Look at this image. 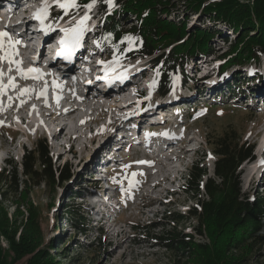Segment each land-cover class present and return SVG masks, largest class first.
Instances as JSON below:
<instances>
[{
    "label": "rangeland",
    "instance_id": "obj_1",
    "mask_svg": "<svg viewBox=\"0 0 264 264\" xmlns=\"http://www.w3.org/2000/svg\"><path fill=\"white\" fill-rule=\"evenodd\" d=\"M104 2L106 0H96L95 5L90 10L87 8L83 15H80L81 19L85 15L90 17L85 21L84 25L93 19L91 17L93 15L92 12H95L97 8H100L102 19L105 23L110 17L119 20L124 8L119 7V9L109 10L110 6ZM88 3H91V0L83 4L86 5ZM173 3L177 5L178 10L173 12L171 16H167V18L173 19L177 24H180L178 20L184 21L188 30L196 29L198 26H216V33H222L221 27H224L223 34L217 35L214 40L211 39L212 55L205 56L203 59L204 63L194 62L191 65L187 64V69L193 73L200 66L203 67L204 71H200L198 77L202 76L204 78L205 76L208 79L202 85L188 82L181 86H179V82L184 83L182 77L177 76L174 80V89L184 94H191L194 92L193 90L200 88H205L209 91L211 84L219 85L220 79H225V76H222V71L225 73L223 67L234 54L230 50L231 42L236 39L237 35L236 32H233V27H237L235 26L236 22L230 24L219 19L212 20L205 15L207 10L205 11L204 7L197 11H190L191 8L186 5L184 0H178V4L177 0H174ZM69 9H67L66 13L69 12ZM115 10H117L116 15L114 14ZM73 13L72 11L67 16ZM72 20L76 21L77 24L80 21L77 17ZM138 22V18L132 13L129 20L124 22V25L130 27ZM44 23L46 24L45 20ZM64 27L68 26L58 28L61 40L63 34L61 29ZM225 37L229 38L224 39ZM132 46L128 45V48H132ZM113 48L114 46L108 45L106 48L100 49V55L109 56L107 53L111 54ZM89 50L90 48L83 51L87 53ZM203 53L207 54L209 52ZM258 53L259 59L255 61L258 68H255V66L245 67L240 71V68L236 67L226 69L233 73L231 77L232 86L237 82L234 79L236 75H240L247 80L253 78L257 73L264 77V51ZM197 58L199 57L191 60ZM225 59L227 60L225 61ZM137 60H142V64H144V61L148 62L149 64H146L149 67L153 66L151 58L138 57ZM118 61L122 64L129 63V60H124L123 57H120ZM114 63H108V72L115 71L114 73H120L124 71L115 67ZM136 65L139 66V63ZM4 67L9 69L11 66L8 63H4ZM34 68H38V66L34 64ZM146 72L147 70L140 66L134 67L131 75L129 74L128 76L134 80H140L143 79ZM34 75L30 74V77L33 78ZM18 79L19 81L22 80L21 78ZM8 80L4 78L3 83ZM226 80L228 79L224 80L223 85H225ZM239 83L245 85L246 81ZM258 83L260 87L254 86L250 92L253 94L252 97H255V92H258L257 88L261 91L264 90V82ZM251 87L252 85H249V87L246 85L244 88L238 87L235 89H238L240 93L244 89L248 93ZM146 93L148 92H144V94ZM113 96L110 94L107 97ZM196 98L197 96L195 95L192 101ZM205 98H202V100H205ZM157 99L149 98L146 103L150 104V102H155ZM215 100L218 99L215 98ZM207 101L198 103L199 106L192 111L189 127L191 130H188V136L184 143V146L192 149L187 152H181L186 159H180L179 167L174 165L178 160L170 161L169 158V160L166 159L167 162H163L167 169L164 168L166 166L160 163L156 164L157 168L154 169L143 166L134 168V172L138 173L135 178L144 176L142 178V187H149L152 183L151 177H153L154 181L160 182L164 179L161 186L157 185L159 190L149 192L151 195H155L154 197L159 198H152L151 195L146 198L140 194L130 207L125 208L122 206L120 208L122 214L119 220L111 224L112 228L110 230L108 221H103L102 225L98 227V222L91 220L92 222H90V227L88 228H82L76 222L83 223V220L89 222L90 218H88V215L92 217L100 215L97 209L94 210L91 206L95 199L92 198L90 200L87 198L90 194V188L92 190L98 188L89 177L93 174V168L101 163L106 156L103 154V148L106 147L105 144L108 145L115 137L111 128H107L105 124H98L95 128H89V123L86 125L83 123L79 126L83 121L75 117L76 120L73 124L78 126H68L60 140H53L60 146L53 148L49 138L46 143L54 169L57 170L60 167V170L55 173L56 182L52 181V179L44 180L43 176L33 175V177H28L23 172V161L25 158L22 155L24 151L35 148L36 141L39 138L43 140L45 137L42 131L34 135L38 126L37 121L43 117V114L37 112L40 110V106L35 105L34 107L37 115H34L35 113L33 114V112L29 117L27 115L29 123H25L24 128H21L22 135H17V131L15 132L14 130L10 131L0 128L1 144L9 145L8 142H13V137H15L11 149L12 166L3 171V164L0 163V255L7 254L10 251L15 252V254H12V264H249V262L250 264H264V241L261 243V247L256 249L250 242H246V239L241 238L239 240L240 238H237V235L235 236L240 231L236 227L228 229L224 234L212 239L209 231L206 230V224L201 228L202 221L198 217L191 216V210H201V202L211 199L206 189L201 190V201L183 189V177L191 167V163H197L199 167L206 169L207 176L204 181L207 178L216 177L215 163L218 156L210 143H213L226 129L232 128L241 143L255 144L258 136L264 130V113L260 108H254L255 106L249 103L252 101L251 99L240 98L237 104L231 103V101H209V103ZM113 102L110 103L113 105V110H110L111 114L114 111L120 112L122 103ZM174 103L176 102L172 101V103L167 104L170 105L167 108L173 107ZM185 104L188 106V103ZM104 105L107 106L106 104ZM131 105L133 103L127 105V108L131 107ZM128 109L126 112L132 114L133 109ZM88 110L92 109L83 104L81 111L85 112ZM139 113L138 118L140 117ZM154 114L162 118L161 113L155 112ZM142 118H145V116ZM169 119H165V121ZM54 126L55 124L50 128L53 131H55ZM29 130L31 134L27 139ZM66 132L76 137H67ZM24 142H27V145L24 146ZM72 143L73 146H71ZM71 147L73 148L72 150ZM175 147H179V144ZM260 149H264L263 144L259 148L257 146L254 153H258ZM262 152H259V154ZM0 157H2L1 152ZM168 164L171 166H168ZM66 170L69 172V178L66 180L59 179L60 171L63 173ZM261 171L260 168H257V165L251 162H247L240 167L235 181L230 184V188L233 185L232 188L236 189L235 194L239 195L240 200L251 202V199L256 197L257 193H264V173L261 175V179L257 178ZM148 172H150L149 178L145 177ZM97 178L100 179L99 177ZM249 178H252V183H250L251 180ZM216 179L220 180L217 177ZM247 181L251 185H247ZM147 189L145 188L143 191ZM252 189H256L257 193L251 191ZM77 194H81L83 197L73 198ZM123 197H125V193ZM73 201L77 207H80L79 202L82 203L80 211H75L71 208ZM153 203L157 204L153 206ZM179 216H183V218L180 221H175V218ZM155 226L157 228H154ZM94 228L101 229L102 232L100 233L98 229ZM200 228L201 231H199ZM167 232L171 233L170 237L160 239L161 236H166ZM187 235L193 241L191 245L193 243L207 244L211 246L210 251L201 250L191 256V250L184 251L179 248L178 246L181 244L177 243V239L186 238L185 236ZM172 239L176 241H173L171 245L170 240ZM166 241L169 242L170 246L162 245L163 242L167 244ZM186 249H189V247ZM186 254L190 255V257L186 258Z\"/></svg>",
    "mask_w": 264,
    "mask_h": 264
},
{
    "label": "trees",
    "instance_id": "obj_2",
    "mask_svg": "<svg viewBox=\"0 0 264 264\" xmlns=\"http://www.w3.org/2000/svg\"><path fill=\"white\" fill-rule=\"evenodd\" d=\"M88 1L80 0V4ZM184 1L191 8L190 11H197L204 7L205 11L207 10L205 15L212 20L219 19L230 24L236 22L237 27H233V32L237 35L236 39L231 42L230 50L234 54L223 68L234 64L250 67L256 64L255 61L259 59L258 52L264 51V0ZM173 2L174 0H115L116 6L108 9L123 7V14L119 20L110 17L103 31L106 41L114 43L115 53L124 51L123 47L128 44L127 41H123V37L131 35L138 38L130 54L132 56H137V53L150 54L155 63H160V76L157 83L160 92L173 83L176 73L185 75L184 64L189 57L203 52L211 53L213 51L211 39L217 36L216 26H198L196 29L188 30L184 21L178 20L180 24H177L173 19H168L167 16H171L178 10ZM116 12L117 10L114 11L115 15ZM132 13L139 22L128 27L124 25V22L129 20ZM109 34H111L110 38H106ZM233 36L235 37L234 33ZM125 42H127L126 45H124ZM243 68L245 67L240 68L239 71ZM210 144L213 145L214 152L218 156L215 163V176L220 180L210 177L204 181L207 176L206 169L197 164L192 166L186 174V191L201 201V190L206 189L211 199L201 202V210H191V216L198 217L202 221L201 228L206 224V230L209 231L212 239L236 227L240 231L235 236L237 235L239 240L246 239V242H250L257 249L264 241V194L258 193L252 202L243 201L240 200L239 195L235 194L236 189L232 188L233 185L230 188L243 162L252 156L253 144L241 143L232 128L226 129ZM24 174L28 177L43 176L44 180L52 179L56 182L54 165L44 140L37 142L36 148L26 155ZM58 177L66 180L69 178V172L66 170L62 173L61 171ZM72 204V209L81 210L75 202ZM182 218L183 216H179L175 218V221H180ZM78 222H76L77 225L86 228L85 222ZM167 233L166 236H159L160 239L170 237L171 233ZM185 237L177 239V243L181 244L178 247L184 251L191 250V256L201 250L210 251L211 246L195 243L191 245L192 239L189 235ZM173 241L176 240H170L171 245ZM166 242L167 244L163 242L162 245L170 246L169 242ZM187 247L189 249H186ZM12 254L15 252L10 251L0 255V264H12ZM185 257L189 258L190 255L186 254Z\"/></svg>",
    "mask_w": 264,
    "mask_h": 264
},
{
    "label": "bare ground",
    "instance_id": "obj_3",
    "mask_svg": "<svg viewBox=\"0 0 264 264\" xmlns=\"http://www.w3.org/2000/svg\"><path fill=\"white\" fill-rule=\"evenodd\" d=\"M49 3V5H50V8L55 4V2L54 1H49L48 2ZM50 8H49V14L47 15V18H45V22H46V24H48V25H54L53 24V21L51 20V18H50ZM93 13V15L91 16L93 19L95 18V16L98 14L97 12H92ZM81 15H83V12L81 13ZM2 22V19H0V23ZM104 22V21H103ZM103 24V23H102ZM62 26H57V27H54L53 28V30H52V32L51 33H49L47 36H55L56 37V39H58L59 41H60V44H61V41H63V40H65V38H66V35H67V33H66V31L65 30H70V28L69 27H64V28H62L61 29V31L63 32V34H62V40H61V36H60V34H59V30H58V28H61ZM97 33H98V30L96 31ZM54 33H56V34H54ZM57 35V36H56ZM61 45H63V44H61ZM90 48V50L87 52V53H85L83 50L85 49V50H87V49H89ZM101 48H103V45H96V40H95V34H93L92 36H89V35H85L84 37H83V39H81V44H80V46L79 47H77V48H75L74 49V51H75V56H76V63H80L81 62V60H82V62L84 61V60H94V59H98V61H102V59L101 58H99V56L100 57H104L105 55H100V49ZM104 48H106V47H104ZM19 49H20V47H19ZM18 49V56L21 58V60L23 61V63H22V65H21V67H23L25 70H27V69H29V68H32L33 67V65H34V61L33 60H30V59H28V58H25L24 56H22V54H21V52H20V50ZM73 54V53H72ZM108 55H109V53H107ZM95 56V57H94ZM27 61V62H26ZM81 62V63H82ZM202 62L204 63V61L202 60ZM119 63H121V62H119L118 61V63H114V66H116V65H118ZM203 63H202V65H203ZM109 64H107L106 65V67L108 66ZM191 65V64H190ZM134 67H139L138 65H135V64H129L126 68H124V69H121V70H124L123 72H127L128 74L125 76V80L123 81L122 80V78H120V77H124V76H119L122 72H120V73H114L115 71H110V72H108L110 75H114L115 76V78L116 79H114V78H111V80H113L114 82H115V84H116V87L118 88H115V86L114 85H112V83H110L109 81H106L107 82V85H105L107 88H110V89H113V90H119V92L120 91H123L125 88H128L127 86L129 85V84H131V83H128V82H132L133 83V81L134 82H136V81H138L137 82V84L140 82V83H143L144 81H149V80H151L152 79V77H153V74H152V71L150 70V69H148L147 67H145V66H143V65H141L140 67H142V68H144V69H146L147 70V72L144 74V76H143V79H140V80H134L133 78H129V74L131 75V72H132V68H134ZM201 67V66H200ZM109 69V68H108ZM119 69V68H118ZM221 70V69H220ZM107 71H109V70H107ZM155 71H157V70H155ZM195 72V71H194ZM191 73H193V72H191ZM5 78V76H3V79ZM38 79V81H42V78H37ZM93 80L91 81L92 82V84H93V82H94V77L92 78ZM171 85H172V87L171 86H169V88L168 89H166V91H168V93L169 94H174V95H176V97L178 98V100L180 99V100H182V102H177V103H174L173 104V107H169V108H167V107H165V109H173V110H171V111H173V112H170V111H166V110H164V109H162L163 107H160V104L159 105H156V104H150L146 109H144V102H145V98H141L140 99V101L141 102H139L138 101V103H140L138 106H137V108L139 107V109H137L136 108V110L135 111H132V114L133 115H135V117H136V115L139 113V110H140V113H139V115H140V117L138 118L139 120H141V118L142 117H144L145 116V118H150L151 119V117H157V115H155L154 113L155 112H158V113H161V115H162V118H160V119H163V120H165V119H169L170 117V119L168 120V121H172V120H174L175 119V116H173V115H175V112H174V110L176 109V110H180V107H182L181 105H182V103H193L194 102V104L196 103H200L199 101L197 102L196 100H197V98L194 100V101H192L194 98H192L191 99V101L190 100H187V101H185V100H183V99H185L184 97H188V96H190V94H185L186 96H181V95H179L180 93H182V92H180L179 90H175L174 89V82L173 83H171ZM181 85H183V83L182 82H179V86H181ZM248 87H249V85H251V84H246ZM114 87V88H113ZM254 86L252 85V87L250 88V91L247 93L246 92V94L247 95H249L250 96V99L253 101L254 99H252V98H256V97H258V95H264V90L263 91H260V94L258 93V92H255L254 94V96L255 97H252L253 96V94L252 93H250L251 91H252V88H253ZM194 92H196V90H193ZM235 91H236V89H235ZM165 92V91H164ZM123 93H125V92H123ZM236 94H238V93H236V92H234L233 94H231V95H236ZM114 96L113 97H110V99H114L113 101H118V96L117 95H121V93H118V94H113ZM208 95H210V94H208ZM217 95V97H219V96H223V94L222 93H220V94H216ZM37 97V95L36 94H33L32 96H31V99H35ZM43 96H41V97H38V98H42ZM105 97H107V96H104L103 98H105ZM147 97H149V95L147 96ZM155 97H156V93L155 92H153L152 93V95L150 96V99L151 98H153V99H155ZM235 97V96H234ZM100 97H94V98H91V97H84L83 99H81V102L79 103V104H77V105H74L73 107H71V109L69 108L66 112H64L63 114H64V118H65V120H64V123H63V125L62 126H60V128L56 131V133H55V135H54V140H60L61 138H62V136L64 135V133H65V129L68 127V126H71V125H75V124H73V122H75V117L77 118V119H79V120H82L83 122L82 123H80L79 124V126L80 125H82L83 123H84V121H88V117H91L90 115L92 114V113H94L95 111H97V110H99V107H103V105L104 104H106L109 108L107 109V110H103V112H102V115H107V112L108 111H110V110H113V105L112 104H110V103H112V102H109V101H105V100H109V99H99ZM65 99V98H64ZM126 99V97L125 98H123L122 100H125ZM205 100H208V97L206 96V98H205ZM205 100H202V101H205ZM249 100V99H248ZM63 101L64 100H61V105H62V103H63ZM82 101H83V104H84V106H88V107H90V109H92V110H88V111H81V109H83V106L81 105V103H82ZM234 101V104H237V100H233ZM66 103V102H65ZM114 103V102H113ZM115 104V103H114ZM36 105V104H35ZM35 105H33L32 106V108H30L29 110H30V112H29V116L31 115V113L33 112V114L34 113H36V110H34L35 108ZM127 105H130V104H127ZM132 107H133V105H131ZM65 107H67L66 105H65ZM131 107V108H132ZM136 107V106H135ZM34 110V111H33ZM129 110V109H128ZM80 112H81V114H80ZM148 112H152V114H151V116H149L148 115ZM167 112H169V113H167ZM89 113V114H88ZM179 114V113H178ZM62 116V115H61ZM61 116H57V118H59V117H61ZM10 116H8V118H9ZM84 117V118H83ZM122 117H123V113H122ZM159 117V116H158ZM82 118V119H81ZM35 119H36V117H35ZM115 119H116V121H115ZM112 118V119H110V121L107 123L108 124V126H110L111 124H113V123H116L117 122V118ZM19 118H17V120H16V122H19ZM138 124V129H139V127H140V121H138V120H135ZM56 122H57V120H55V122H54V124H56ZM107 124H106V126H107ZM76 127L78 126V125H75ZM22 128H24V127H22ZM138 129H135V131H137ZM77 130V129H76ZM138 132V131H137ZM66 134H67V132H66ZM67 136H68V134H67ZM78 138V137H77ZM72 140V139H71ZM263 141H264V139H263ZM263 141H262V144H263ZM9 143V145L12 143H10V142H8ZM73 148L71 147V150H72ZM105 150V149H104ZM191 150V148L190 147H188L187 149H186V151H190ZM69 151V150H68ZM259 151V150H258ZM261 151H263L264 152V149L263 150H261L260 149V151L259 152H261ZM164 152V150H161L159 153H163ZM262 152V153H263ZM262 153H260V154H262ZM264 154V153H263ZM170 155H173V156H169L168 155V157L170 158V161L171 160H174L175 158H176V156L174 155V154H170ZM104 161L106 162V163H110V161H106L105 159H104ZM174 163V162H173ZM173 163H171V164H173ZM164 168H166L167 169V166L166 167H164ZM250 180H251V182L250 183H252V178H249ZM248 179V180H249ZM159 186V184L158 183H156V187H158ZM248 185H251V184H249L248 183ZM90 200L92 199V197H88ZM97 199V198H96ZM95 199V200H96ZM102 199L101 198H98V200H97V202L98 201H101ZM107 213H109L108 211H107Z\"/></svg>",
    "mask_w": 264,
    "mask_h": 264
},
{
    "label": "snow or ice",
    "instance_id": "obj_4",
    "mask_svg": "<svg viewBox=\"0 0 264 264\" xmlns=\"http://www.w3.org/2000/svg\"><path fill=\"white\" fill-rule=\"evenodd\" d=\"M57 5L62 8V9H69V8H73V7H80V5L77 4L76 0H63V2H61V0H56ZM96 0H91V3L84 5V7H87L89 10L95 5ZM106 3L110 6V7H115V0H106ZM49 8L50 5L48 3V0H44V3L42 5V7L40 9L37 10L36 13H34V17L38 20H40L41 24H44V20L47 17V15L49 14ZM90 17H88L87 15H85L84 18H82L78 24L76 25V27H74L71 30H65L67 35L65 40L61 41V43L64 45V47L61 49V51L58 53V55H63L66 59H71V55H72V51L79 47L81 44V38L84 35V23L87 19H89ZM111 34H109V37L106 38H110ZM138 40L137 37H133L131 35H127L125 37H123V41H127L129 46H132L136 41ZM122 41V42H123ZM20 43L19 40H15L13 39V37L10 35L9 32L7 31H0V62H7L10 66L11 65H16V68L20 74V76L24 79H28L30 77V74H35L34 78H39L40 75H42L41 70L38 68H29L27 70H25L23 67H21L20 65L22 64L21 60H16L14 59L15 56L18 55V50H17V45ZM116 63H118V61H115ZM101 63H104L103 61H101ZM113 62H109V64H111ZM106 71L108 70V68L106 67L105 69ZM9 72L12 71V68L9 67L8 69ZM5 75L4 71L2 68H0V96H2L5 91L8 88H15L16 84H15V77H9V83L6 85L3 83V76ZM123 78V77H120ZM55 83V82H53ZM32 89L29 88H24L21 90V95H23L24 93L27 92H31ZM41 95H46V88L44 91L41 92ZM13 98L11 96H9V101H11ZM57 101H59L61 99L60 96H57ZM24 101L21 100V104H23ZM2 123V122H0ZM149 135H155V134H149ZM164 135H167V133H164ZM138 163H149L148 161H138ZM262 163H264V161H262ZM126 167H130V166H126ZM131 178L129 179L128 182V186L129 188L135 186V184L139 183V181H137L135 179V177L138 175V173L136 172H132L131 174ZM127 178V177H126ZM123 190V189H122Z\"/></svg>",
    "mask_w": 264,
    "mask_h": 264
}]
</instances>
